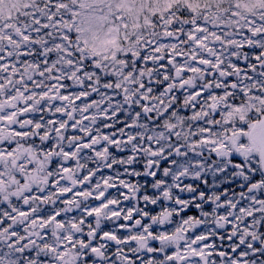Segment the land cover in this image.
Masks as SVG:
<instances>
[{"label":"snow or ice","instance_id":"1","mask_svg":"<svg viewBox=\"0 0 264 264\" xmlns=\"http://www.w3.org/2000/svg\"><path fill=\"white\" fill-rule=\"evenodd\" d=\"M0 264H264V0H0Z\"/></svg>","mask_w":264,"mask_h":264}]
</instances>
